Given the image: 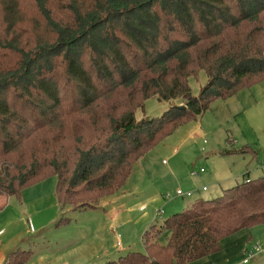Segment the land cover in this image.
Segmentation results:
<instances>
[{
	"label": "trees",
	"instance_id": "16d2710c",
	"mask_svg": "<svg viewBox=\"0 0 264 264\" xmlns=\"http://www.w3.org/2000/svg\"><path fill=\"white\" fill-rule=\"evenodd\" d=\"M263 80L264 0H0V196L54 178L58 206L93 208L178 127ZM150 98L176 104L136 119ZM247 176L103 264H189L264 225V176Z\"/></svg>",
	"mask_w": 264,
	"mask_h": 264
},
{
	"label": "rangeland",
	"instance_id": "374dc122",
	"mask_svg": "<svg viewBox=\"0 0 264 264\" xmlns=\"http://www.w3.org/2000/svg\"><path fill=\"white\" fill-rule=\"evenodd\" d=\"M205 83L206 78L201 71L195 78H190L188 86L192 96H196ZM175 104V100L156 101L150 98L145 101L143 110L135 112V118L157 117ZM241 150L244 152L240 153ZM200 169L202 173L190 176L191 172L197 173ZM246 173L251 180L264 176V80L237 92L231 98L214 101L199 118L181 125L157 143L134 164L132 173L113 199L97 202L94 211H77L59 206L62 212L60 218L68 220L67 235L71 237L68 242L50 232L44 234L46 240L42 243L41 240L35 241L38 238L35 234L29 233L23 236L18 246L22 250H30L28 262H31L27 264H99L104 263L99 260L102 253H116V257L127 252L142 253L140 238L149 219L135 231L132 224L141 213L134 209L127 210L132 200L144 197L158 187L162 195H169L166 202L173 200L182 205L178 210L180 212L197 199L218 197L223 189L239 183ZM54 184V178H50L32 185L21 193L20 199L33 187H36L35 193H52ZM203 187L206 192L194 198L193 195L184 199L174 196L176 189L195 192ZM162 211L164 215L155 221L156 225L172 215L165 213L164 209ZM22 220L26 224L27 218L23 216ZM89 224H121L120 231L115 232L119 238L110 241V236H106L109 241L102 245V236L105 235L101 228H97L90 238L85 239L80 232ZM248 235L250 240L247 246L260 250L248 264H264V225L235 234L231 237V246L239 242L245 247ZM239 253L237 248H232L228 258L222 260H225V264H235Z\"/></svg>",
	"mask_w": 264,
	"mask_h": 264
},
{
	"label": "crops",
	"instance_id": "0c3cea01",
	"mask_svg": "<svg viewBox=\"0 0 264 264\" xmlns=\"http://www.w3.org/2000/svg\"><path fill=\"white\" fill-rule=\"evenodd\" d=\"M247 180L250 179L248 178ZM35 189L36 187H33L29 191H26L19 202L13 198H4L3 196H0V264H4L5 257L9 252L14 250L15 248L21 249L18 244L23 241V236L29 233L35 234L38 237L35 239V241L41 240L42 243L46 240L44 234L50 232L55 233V236H60L63 241L68 242L71 239V237H68L67 235L68 220L66 221V219L60 218L62 212L59 211L60 208L55 201L53 192L49 193L45 191L42 193H35ZM161 192L162 190L158 189L157 187L156 189L151 190L150 194L148 193L147 195L145 194L146 196L144 197L134 199L130 202V205H127V210L134 209L141 213L138 219L134 221V224H132L136 232L140 227H142L143 224H146L148 219L149 223L147 225V228L144 229L143 232H145L150 226L156 225L155 221L160 217V215L163 214V209L165 213L168 212L167 214H175L182 206L181 204L178 205V203H174L173 200L168 202L162 200V196L164 195H162ZM203 192H206V190L202 191L200 189L192 192L193 198ZM116 193L109 197L102 198L99 201L105 199H113ZM95 205H93V208L87 210L94 211L96 208ZM148 208L151 212L147 211ZM159 210L162 212V214L160 215L157 214ZM149 215H151V217H149ZM23 216L27 218L26 224L23 223ZM59 220L63 221L61 223H58ZM141 222L142 224H140ZM120 226L121 224H89L84 227V230H82L80 234L82 235V237H86L85 239H87L88 236V238H90V235L95 233V230L97 228H101L102 233L105 235L104 237L102 236L101 243L103 245L105 241H109L106 236H110V241L112 239L119 238L117 234L115 235V232L118 230L120 231ZM234 236L235 234L221 241L220 251L218 253L197 260L195 262H191L189 264H225V260H222V258H228V255L232 248H237L240 251L239 255L236 257L237 261L235 263L238 264L245 257L246 252L251 248V245L247 246L248 241L250 240V235H248V237L246 238L248 240L246 241L247 244L245 247L242 245V243L236 242V238H234L236 243L231 246V241H233V238L231 237ZM241 237L242 236H240V238ZM31 243H33V241H31ZM27 245H29V242H27ZM116 256V253L114 255L102 253L101 259L99 260H101V262L114 260V258H117ZM246 264H248V262Z\"/></svg>",
	"mask_w": 264,
	"mask_h": 264
},
{
	"label": "built area",
	"instance_id": "2783aa9c",
	"mask_svg": "<svg viewBox=\"0 0 264 264\" xmlns=\"http://www.w3.org/2000/svg\"><path fill=\"white\" fill-rule=\"evenodd\" d=\"M200 173H202V170L200 169L197 173H190V176L193 175H199ZM202 191L205 190V188H201ZM192 195V192H183L180 189H176L174 192V196L178 197V198H190ZM169 199V195L165 194L164 196H162V200H168ZM157 214H162V212L159 210L157 212ZM118 246V244H117ZM260 252V250L256 249L255 247H252L250 249V251H248V253L245 255V257L238 263V264H246L249 260L253 259L258 253Z\"/></svg>",
	"mask_w": 264,
	"mask_h": 264
}]
</instances>
